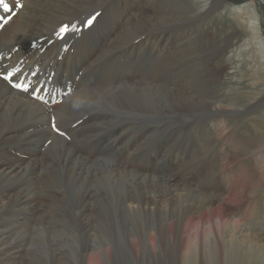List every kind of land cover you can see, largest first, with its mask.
Here are the masks:
<instances>
[{"label":"rangeland","instance_id":"rangeland-1","mask_svg":"<svg viewBox=\"0 0 264 264\" xmlns=\"http://www.w3.org/2000/svg\"><path fill=\"white\" fill-rule=\"evenodd\" d=\"M71 1L72 2L69 3H76L71 7L72 10L69 8L68 10L62 11L60 14H48V8L47 11L44 9L42 0L36 1L37 7L35 6L36 9L34 15L42 17H38V26H33L32 28L33 30H36L35 36L41 34L35 37L37 49L41 52H51L49 54L59 55L64 59L63 61L67 66L69 65V59L72 52H74L78 46L80 47L84 43H88L89 46L98 50L96 51L97 54L95 53L94 56V58H97H95L96 61L94 62L96 68L93 67L92 73L90 71H84L83 73L82 71L79 72L77 76L73 72L63 73L60 70L54 71V67L49 66L50 62L48 59L43 60L42 58L37 60L34 68V81L37 84L38 98L40 99L48 96L50 99L48 106H50L51 109L45 114L41 105H36L37 107L34 106L36 110L32 112L34 114L32 115L31 113L28 116H25V118L20 116L18 118V121L20 120V122L16 127L19 125V127H21L20 129L30 127L32 120L44 121L50 126V128L46 124L45 126L52 130V132L51 130L49 132L63 140L66 146L73 150L74 153L76 152L75 154L83 160H86V163L93 164L97 168L99 164H105L109 169H114H111L113 171L112 173L115 171L133 172L142 176L146 174L148 175V172L157 169V172L150 173V177L163 180L166 176H173L176 182L175 185H186L188 190H190L189 194L191 196H207L211 205L220 209L223 217H227L230 220L239 219L238 221L243 225H247L246 227H248V230H251L257 235V244L254 242H248L247 240L248 243H242L240 247H237L240 244L236 243L228 245L226 248L227 251L225 249L224 258L229 259L230 264H264V60H261V56H259L257 51L255 52L257 49L255 42H257L258 39L261 43L260 47L264 50V0H228L229 2H226L221 8L209 12H202L203 15L200 16L201 18L191 17L192 19L186 21L179 20L181 19V16L185 15V13L186 15H194V13H196L195 10L201 6H203L202 11H205L214 0H169L170 2L168 0ZM94 6L98 8L95 9ZM108 7L112 10V13H116L112 15V13L109 12ZM181 7L183 8L181 9ZM171 8L173 10H171ZM243 8H245L250 14L247 16L244 15V13L241 12ZM132 10L137 13H132ZM252 10L255 11L254 15L253 12H251ZM89 11L92 13H89ZM79 12L81 13L80 15L78 14ZM238 12H241L242 16L247 19V21L254 19L253 16L257 19V29L252 33L255 35V41H252L250 37L252 31L242 24L243 20L241 18H237ZM117 13H120L121 16L116 15ZM144 13L145 15H143ZM167 14L173 16L174 20L170 21V23L164 22L166 19L165 17L168 16ZM45 15L57 18L53 22H44ZM109 15H111L112 18ZM137 15H139V17ZM148 15L160 16V19L156 20L158 24L152 23L148 25L150 27L146 29V32H140L136 37L133 36L127 39L126 35H123L127 26L130 25L129 28H131L133 25L137 24L134 23L138 20L137 18H147ZM116 16L119 17L117 18ZM102 17H104V20ZM91 20L92 22L89 24L88 22ZM124 20L126 26L124 25ZM73 21H75L76 24ZM112 21H114V23ZM67 22L68 25H70L69 28ZM117 22L124 26H119ZM100 23L104 25H100ZM95 24H97V29H95ZM83 25H85L84 28ZM62 26L64 27L62 28ZM120 27L122 29H120ZM190 27L194 28L192 29ZM77 28L81 30H78ZM53 29L54 31H52ZM62 29L65 33H63V35L61 34L63 32ZM49 30L51 32H49ZM55 31L58 34H56ZM75 31L77 32V35H75ZM48 32L50 33L49 35ZM207 33L208 36H206ZM176 34L177 36H175ZM78 35L84 37V39L82 37L84 42L82 41L81 36L79 37ZM70 36H72V38H70ZM38 37L39 41L37 39ZM65 37L69 38L66 39ZM77 37H79V39ZM61 38H63V40ZM7 39L5 40L6 43L5 41L3 43V48L5 50L7 49L9 41L8 37ZM70 39L73 42H69ZM223 39L226 40L228 45L226 44V48H223L224 52L222 54H215V51L220 49L216 43L224 45ZM47 40L48 42H45ZM127 40L129 42H127ZM208 41L211 44L213 43V45L207 43ZM63 42L64 44H67V48ZM68 43L72 45L70 46ZM60 44L63 45L61 46L62 48L60 47ZM128 46H131V49ZM52 50L54 52H52ZM141 50H143V55L140 54ZM100 57L101 59H99ZM115 57L117 58V62H114ZM122 58L124 59L122 60ZM145 59L148 62L146 65L144 64L147 63ZM149 59L152 60V62L156 60L157 63L156 61L155 63L153 62V65ZM108 61L110 63H108ZM129 61H131V63ZM155 65L156 67H154ZM206 65L208 67L205 68ZM114 66L120 71L118 70V72H115L114 74L107 72L105 74L106 77L104 74H100V72L108 70ZM99 68H102V70ZM103 68L105 70H103ZM41 69L42 71H40ZM44 69L47 71L45 72ZM52 70L54 73L56 72V75L52 73ZM121 70L122 73L120 74ZM89 72L90 76H88ZM126 75H129L127 76L128 78H126ZM4 76L5 73L0 72V79L3 81H5ZM77 78L79 79L77 80ZM123 79L125 80L123 81ZM54 81L57 84H55ZM201 83L202 85H200ZM53 85L54 87H52ZM85 85L88 86L86 87ZM111 86L114 87L112 88ZM116 89H122V91L129 89H141L146 92L151 91L153 93V100H150L149 105L146 106L132 105L124 100L117 105L108 103V111H98L97 109H94V111L92 110L96 100H98V96L104 93H110L113 90L116 91ZM168 92L170 94L174 93V95H178V97H171L170 101L168 100L167 102H164L166 101L164 100V96ZM33 98L34 93L33 97L31 96V99ZM203 101H205V103ZM154 102H156V104L151 105V103ZM176 105L178 106L176 107ZM215 108L219 109V111L215 112ZM97 113L100 114L99 117H97ZM91 114L97 118H91ZM5 119L10 122L8 126L17 123V120L14 117L5 116ZM4 126V123H0V131L4 129L2 128ZM72 126H75L76 128ZM5 132L6 131H3V133ZM47 134L48 133H44L42 135L45 136ZM214 136L217 137L215 141L212 140V137ZM40 138H42V136H38L37 139L42 143V150L44 149L43 153H41L42 155L40 154L41 164L44 162V166L49 167L50 175L46 178V172L41 169L37 172L39 177L43 175L44 178L42 181L37 182V190L33 189L34 192L36 191L37 203H42L43 201L46 202L48 200L46 196L51 193L52 189L50 188L54 183V175L56 177L55 180L62 183H64L66 176L57 174L59 171L64 174L66 168L58 165L55 159L58 158L57 155L59 154V150L60 148L63 149V147H60L57 143H53L49 146L51 140L48 135L46 136V139L43 138V140H41ZM207 139L208 142L206 141ZM136 142L138 143V146ZM81 144L82 147L80 146ZM103 146H106V149H104ZM100 149H102V153H100ZM9 151L10 149L5 150L4 153L8 156H12L14 159L15 156L19 155L18 152ZM93 151L96 154L92 153ZM14 159L12 160H17ZM72 165H74V162ZM66 166H70V164H67ZM141 166L145 167V173L143 174L138 172L139 167ZM146 170L148 171L146 172ZM159 172H162L163 174L161 175ZM178 179L179 181L177 182ZM224 187L225 193L223 196L227 198V203L219 206L217 195ZM55 196L58 195L56 194ZM36 209L38 212L43 211L42 207H37ZM79 220L81 224L86 222L85 217H81ZM142 221H146L149 224L145 218L137 214L131 215L122 220L119 218L114 221H103V224L106 225L107 233L114 235V246L121 254L120 259H125L122 264H138V262H140L139 264H144V257L147 258V264H190V262L187 261L190 259L189 253L181 256L180 261L178 262V257L176 255L167 254L165 250L160 249L165 248L176 252L177 247L175 244L168 242L165 238L156 240L157 255L151 254V252H147L148 254L146 253L145 255L141 253L139 255L140 258H136L134 261L131 251L132 245L130 242V236L144 235L145 229L153 227H150V224L149 226H144ZM242 233H249V231L246 232V230H243ZM104 239L108 240V237H105ZM249 245H252L253 250L249 248ZM29 247H31L30 250L34 248L31 245ZM74 248H77V244L74 245ZM204 249V254L201 251L200 255H204L207 258V264H214L218 255L217 247L214 244L206 243ZM182 251L186 252L185 248L182 249ZM55 255H58V251L55 252ZM160 255H165V257H161ZM45 256L46 254L41 256L36 252L35 254L30 253L26 256L27 258L25 257V263L38 264ZM31 257L36 260H32ZM19 261L20 259L16 253V259H14V262L19 264Z\"/></svg>","mask_w":264,"mask_h":264},{"label":"bare ground","instance_id":"bare-ground-1","mask_svg":"<svg viewBox=\"0 0 264 264\" xmlns=\"http://www.w3.org/2000/svg\"><path fill=\"white\" fill-rule=\"evenodd\" d=\"M36 1H38V0H5V3L8 4V8L10 9V11H8V12L4 11L3 7L1 8V6H0V72L5 73V76H4L5 81L0 79V123H4V125H5L4 127H2L4 129L0 131L1 132L0 133V264H18L16 262H14V259H16V253L18 255V258L20 259L19 264H27V263H25L26 258H27L26 256L30 253L35 254V252L38 255L40 254L41 256L46 254L44 259L43 260L41 259L39 261L41 264H122L125 259H120L121 254L114 246V235L107 233L106 225L103 224V221H105V220L106 221H114V220H117L119 218H120V220H122V219H125L126 217H129V216L134 215V214L142 216L143 218H145L149 222L150 227L153 226L150 229H145L144 235L141 234V235H137V236L136 235L130 236V242L132 245L131 251H132L134 261L136 260V258L137 259L140 258L139 255L141 253L143 255H145L147 252H151V254L157 255L156 254L157 253L156 240L161 239V238H165L168 242L174 243L175 246L177 247V249H176V252L165 249V248H160V249L165 250L167 254L176 255L178 257V259H177L178 262L180 261L181 256L187 255V253H189L190 259L187 261L190 262V264H207V258L204 255L203 256L200 255L201 251L204 254V251H205L204 247H205L206 243L207 244H209V243L214 244L217 247L218 255L214 261V264H223V263L230 264V260L224 258L225 249L228 247V245L236 243V244H240L237 246V247H240L242 243H248V242L256 243V242H258V239L256 238L257 235L254 232H252L251 230H248L247 229L248 227H246L247 225L246 226L243 225L240 221H238L239 219L238 220H230L227 217H223L221 212H220V209L212 206L210 203V200L207 196H201V197L191 196L189 194L190 190H188V187L186 185H184V186L175 185L176 182H175V178L173 176H166L163 180H159V179H156L154 177H150V173L157 172L156 171L157 169L152 170L151 172H148L149 173L148 175L146 174V175H142V176L137 175L136 173H133V172L115 171L114 173H112L113 172L112 170H114V169H112V168L109 169V167L105 164H99V166L97 168L93 164L86 163L85 162L86 160H83L81 157H79L78 155L75 154L76 152L74 153L73 150L69 149L63 140H61L60 138L51 134L49 132L51 129H48L45 126L46 122H44V121L32 120V124L30 127L22 128V129H20L21 128V127H19L20 125L18 127H16V125L20 122V120L18 121V118L20 116L22 118H25V116H28L29 114H31L35 110L34 106L41 105L44 109L45 114L48 113L51 109V107L48 106V104L50 102V99L48 96L42 97L40 99L38 98V93H37V88H36L37 84L34 81V77H35L34 76V68H35V64H36L37 60H40L42 58H43V60L48 59L50 62L49 66L54 67V71L60 70L63 73L73 72L78 76V73L82 72V71H83V73H84V71H90L91 73L93 72L92 69H93V67H95L94 62L96 61L95 60L96 57L94 58V56H95L96 51H98L96 48L89 46L88 43H84L80 47L78 45H76V46H78V48L76 47L77 49L76 50L74 49L75 51L72 52V54L70 55V59H69L70 62H69V65H67V66L65 65V62L63 61L64 59H62L59 55L49 54L51 52L46 53V52L39 51L37 49L36 42H35V37L38 34L35 36L36 30L32 29L33 26L34 27L38 26L39 15H34L35 9H36L35 8ZM42 2L44 4V9H46V11L48 8V14H60L62 11L68 10L69 8L73 7L76 4V3H69V2H72L71 0H42ZM102 2H104V1H102ZM105 2H107V1H105ZM165 2H167V1H165ZM226 2H229V1L228 0H214L213 3H211L210 6L205 9V11H202L203 6H201L200 8H197L195 10L196 13H194V15H186V13L184 12L185 15L181 16V19L179 21H186L188 19H192L191 17L201 18L200 16L203 15L202 12H206V11L209 12L212 10H217L218 8H221L222 6H224V4ZM80 5H81V3H80ZM108 5H110V4H108ZM170 5H172V4H170ZM82 6H85V5H82ZM96 8H98V7H95V9ZM159 8H160V6H159ZM182 8L183 7H181V9ZM71 10H72V8H71ZM82 10H84V9H82ZM171 10H173V9L171 8ZM37 11H39V10H37ZM77 11H79V10H77ZM138 11H140V10H138ZM179 11H180V9H179ZM80 12L78 13L79 15L81 14ZM109 12L112 13V10L110 8H109ZM109 12H107V13H109ZM133 12L134 11L132 10V13ZM241 12L244 13V15H246V16L248 14H250L245 8H243L241 10ZM241 12L237 13V18L238 19L241 18L243 20V23L241 21L240 22L242 24H244L245 26H247L252 31L250 37H251L252 41H255V35L252 33L254 30L257 29V27H256V24H257L256 20L257 19L255 18V16H253L254 19L248 20L249 21L248 22L247 19H245L242 16ZM251 12H253V15H254L255 11L252 10ZM89 13H92V12L89 11ZM114 13H116V12H114ZM114 13H112V15H114ZM134 13H137V12H134ZM140 13H138V14L141 15ZM38 14H39V12H38ZM105 14H106V11H105ZM116 15H120V13L119 14L117 13ZM139 15H137V16L139 17ZM143 15H145V13ZM146 15H147V13H146ZM109 16H111V15H109ZM100 17H101V15H100ZM39 18H42V17H39ZM56 18L57 17H54V16H46L44 19V22H53L56 20ZM102 18L104 20V17H102ZM111 18H112V16H111ZM135 18H137V17H135ZM165 18L166 19L164 22H166V23H170V21L174 20L173 16H169V15ZM176 18H178V17H176ZM107 19H109V18H107ZM137 19L138 20H136L134 22V23H137L136 25H133L131 28H129L130 27V25H129L124 30L123 35H126L127 39H129L133 36L136 37V35L139 34L140 32L145 33L146 29L148 27H150L148 25H150L152 23L156 24L157 23L156 20L160 19V16L157 17V16H149L148 15L147 18L146 17L145 18L140 17V19L139 18H137ZM46 20H49V21H46ZM96 20H97V18H96ZM125 20H124V25H125ZM149 20H151V21H149ZM5 21H7V22H5ZM58 21H57V23H58ZM79 21H80V18H79ZM101 21H102V19H101ZM116 21H117V19H116ZM121 21H123V20H121ZM73 22L75 23V21H73ZM112 22L114 23V21H112ZM106 23H109V22H106ZM117 23L119 24V22H117ZM84 24H86V23H84ZM198 24H200V23H198ZM67 25H68V22H67ZM78 25H79V23H78ZM86 25H88V24H86ZM95 25H96L95 29H97L96 28L97 24H95ZM100 25H104V24L100 23ZM120 25L121 24H119V26ZM53 26H55V25H53ZM69 26L70 25H68V28H69ZM84 26L85 25H83V28H84ZM63 27L64 26H62V28ZM190 28H192V27H190ZM81 29H82V27H81ZM81 29H78V30H81ZM120 29H122V28L120 27ZM86 30H88V29H86ZM93 30H94V28H93ZM52 31H54V29ZM113 31H115V30H113ZM49 32H51V31L49 30ZM49 32H48V35L50 34ZM90 32H91V30H90ZM55 33H56V31H55ZM63 33H64V31L61 34L63 35ZM45 34H46V31H45ZM56 34H58V33H56ZM69 34H70V32H69ZM85 34H86V32H85ZM209 34H210V32H209ZM39 35H41V34H39ZM72 35H74V34H72ZM75 35H77V32L75 33ZM82 35H84V34H82ZM82 35H80L81 39L83 37ZM89 35H90V33H89ZM187 35H188V33H187ZM175 36H177V34ZM206 36H208V33ZM7 37L9 38L8 45H7L8 50L7 49L5 50L3 48V43L7 39ZM79 37H77V38L79 39ZM63 38H61V39L63 40ZM68 38L69 37H67L66 39H68ZM70 38H72V36H70ZM123 38H125V37H123ZM196 38H197V36H196ZM202 38H203V36H202ZM37 39L39 41V37ZM49 39H50V36H49ZM83 39H84V37H83ZM83 39H82V41L84 42ZM85 39H86V37H85ZM139 39H140V37H139ZM75 40H77V39H75ZM93 40H95V39H93ZM64 41H65V39H64ZM71 41L72 40L70 39L69 42H71ZM78 41H80V40H78ZM148 41H149V39H148ZM223 41H224V45H221L220 43H216L217 46L220 47V49H217L215 51V54L216 53L222 54L224 52L223 48L226 46L227 42L225 39H223ZM45 42H48V40ZM107 42H109V41H107ZM127 42H129V41L127 40ZM5 43H6V41H5ZM41 43H42V41H41ZM65 43H66V41H65ZM140 43H141V41H140ZM193 43H194V40H193ZM202 43H203V41H202ZM207 43H210V42L208 41ZM61 44H60V47L63 46ZM63 44H64V42H63ZM68 44H70V43H68ZM153 44H155V43H153ZM216 44H215V46H216ZM255 44L257 46V49L255 50V52L257 51L259 56H261V60H264V50L260 47L261 43H260L259 39L257 42H255ZM64 45H66L65 47L67 48V44H64ZM71 45L72 44H70V46ZM136 45H137V43H136ZM211 45H213V43ZM112 46H113V44H112ZM140 46H142V45H140ZM217 46H216V48H217ZM117 47L119 48L118 45H117ZM53 50H52V52L55 51V50L54 51ZM127 50L130 51L129 49H127ZM47 51H48V49H47ZM69 51H68V53H69ZM131 51L134 52L133 50H131ZM142 52H143V50H141L140 54H142ZM149 52H151V51H149ZM63 54H65V53H63ZM105 54H106V52H105ZM157 54H159V53H157ZM109 55H111V54H109ZM109 55H107V56H109ZM114 55H115V53H114ZM159 55H161V54H159ZM188 56H190V55H188ZM101 57L99 59H101ZM141 57H143V56H141ZM111 58H112V56H111ZM116 59L117 58L115 57L114 62L116 61ZM123 59L124 58H122V60ZM110 60L113 61L112 59H110ZM145 61H146V59H145ZM150 61L152 62V60H150ZM155 61L156 60H154L153 62L155 63ZM114 62H113V65H114ZM121 62H123V61H121ZM129 62L131 63V61H129ZM153 62H152V64L154 65ZM102 63H103V61H102ZM108 63H110V62L108 61ZM156 63H157V61H156ZM144 64L146 65V64H148V62L144 63ZM40 67H41V65H40ZM122 67H123V65H122ZM154 67H156V65ZM206 67H208V66L206 65L205 68ZM42 68H44V67H42ZM104 68H105V66H104ZM104 68H103V70H105ZM150 68H151V66H150ZM99 69L102 70V68H99ZM123 69H125V68H123ZM38 70H37V72H38ZM118 70L119 69H117L114 66L108 70L100 72V74L105 75L107 72L114 74L115 72H118ZM40 71H42V69ZM44 71H45V69H44ZM54 71L52 70L53 74L56 73V72L54 73ZM90 72H89L88 76H90ZM96 72H97V70H96ZM41 73H43V72H41ZM121 73H122V70H121L120 74ZM47 74H48V72H47ZM97 74H98V72H97ZM117 74H119V73H117ZM55 75H54V77H55ZM63 75H65V74H63ZM79 76H81V75H79ZM88 76H87V78H88ZM127 76H129V75H126V78H128ZM192 76H193V73H192ZM105 77H106V75H105ZM132 77H133V75H132ZM210 77H213V76H210ZM256 77H258V76H256ZM38 78H40V77H38ZM110 78H111V75H110ZM117 78L120 79L119 77H117ZM78 79L79 78H77V80ZM82 80H83V78H82ZM124 80L125 79H123V81ZM198 81H200V80H198ZM46 82H47V80H46ZM54 83H55V81H54ZM202 83L200 85H202ZM49 84H50V81H49ZM55 84H57V83H55ZM90 84H92V83H90ZM45 85H42V86H45ZM54 85L52 87H54ZM138 85H140V84H138ZM75 86H78V85H75ZM61 88H62V86H61ZM96 88H99V87H96ZM104 88H106V87H104ZM39 89H41V88H39ZM43 89H44V87H43ZM50 89H52V88H50ZM123 89H125V88H123ZM206 90H204V91H206ZM204 91H203V93H204ZM51 92H53V91H51ZM33 93H34V98L31 99V96L33 97ZM83 93H84V91H83ZM152 94L153 93L151 91L146 92L145 90H141V89L140 90L139 89H129V90H123V91H122V89L121 90L116 89V91L113 90L110 93H104V94H101L100 96H98L97 97L98 100H96V103H95L94 107L92 108V110L94 111V109L95 110L97 109L98 111H108V107H109L107 105L108 103L117 105L118 103H120L124 100L131 103L132 105H140V106L145 105L146 106V105H149L150 100H153ZM49 96H51V95H49ZM164 97H165L164 100H166L164 102H167L168 100L170 101L171 97H178V95H174V93L170 94L168 92ZM201 98H202V96H201ZM203 102L205 103V101H203ZM155 104H156V102L151 103V105H155ZM177 106L178 105H176V107ZM62 107H63V105H62ZM83 108H84V106H83ZM214 111L218 112L219 109L215 108ZM33 114L34 113H32V115ZM91 115H92L91 118H97L100 116L99 113L96 114L97 117L94 116L93 114H91ZM104 115H105V113H104ZM5 116L14 117L17 120V123L12 124L11 126H8L10 124V122L5 119ZM46 125H48V124H46ZM70 125H71V123H70ZM72 125H75V124H72ZM6 126H8V127H6ZM72 127H75V126H72ZM76 127H77V124H76ZM49 128H50V126H49ZM3 131H6V132L3 133ZM51 132H52V130H51ZM44 133H48L47 135H48L49 139L51 140L49 146L53 143H57L60 147H63V149L60 148L59 154L57 153L58 158H55V159H56L58 165H60L63 168H66L64 170V174L61 171H59L57 174H62V175H66V176H65L64 183H62L60 181H56L55 180L56 177L54 175V177H53L54 183L52 184V186L50 188V189H52L51 193L48 192L50 194H47V196H46L48 198V200L46 202L43 201L42 203H37L36 202V193H35L36 191L34 192L33 189L37 190V186H36L37 182L42 181V179H44L43 175L41 177H39L37 175V172L39 171V169H41L42 171L46 172V178H48V176L50 175L49 167L44 166L45 165L44 162L41 164V160H40V154L43 153L44 149L42 150V147H41L42 143L40 141H38L37 138H38V136H42V138H40L41 140H43V138L46 139L47 135H45V136L42 135ZM216 139H217V137H215V136L212 137L213 141H215ZM114 141H116V140H114ZM206 141L208 142V139ZM108 143H110V142H108ZM206 144H208V143H206ZM80 146L82 147V144ZM137 146H138V143H137ZM207 146H209V145H207ZM52 147H54V146H52ZM107 148H110V147H107ZM8 149H10L11 152H18L19 153V155H20V156L18 155L19 157L15 156V159H17V157H18L17 160H15L12 156H8L7 154L4 153V151L8 150ZM104 149H106V146L104 147ZM100 150H101L100 153H102V149H100ZM133 152H132V154H133ZM92 153H94V151ZM94 154H96V153H94ZM38 158H39V160H38ZM12 159H14L15 161H13ZM45 161H47V160H45ZM73 162H74V165H72ZM67 164H70V166H66ZM154 165H155V163H154ZM137 171H138V169H137ZM147 171L148 170H146V172ZM138 172H140L142 174L145 173V167H143V166L139 167ZM159 173L161 175L163 174L162 172H159ZM178 181H179V179L177 180V182ZM27 186H30V187H27ZM229 190H231V189H229ZM224 193H225V187L223 188L222 191H219V194L217 195V199L219 201V206L227 203V198H225L223 196ZM56 194L58 196H55ZM37 207H42L43 211L38 212L36 209ZM81 217H85V219H86V222L84 224L80 223L79 219ZM142 223L144 226H149V224L146 221H142ZM243 230H246V232L249 231V233H242ZM105 237H108V240H105L104 239ZM233 239H236V240H233ZM247 240H248V242H247ZM75 244H77V248H74ZM30 245L34 247L32 250H30V248H31V247H29ZM184 248H185L186 252L182 251V249H184ZM249 248H251L253 250L252 245H249ZM56 251H58L57 256L55 255ZM226 251H227V249H226ZM160 256L165 257V255H160ZM31 259L36 260L35 258H32V257H31ZM143 261H144V264H147L146 263L147 258L144 257ZM40 263H38V264H40ZM139 263L140 262H138V264ZM177 264H179V263H177Z\"/></svg>","mask_w":264,"mask_h":264},{"label":"snow or ice","instance_id":"snow-or-ice-1","mask_svg":"<svg viewBox=\"0 0 264 264\" xmlns=\"http://www.w3.org/2000/svg\"><path fill=\"white\" fill-rule=\"evenodd\" d=\"M0 6L3 7L4 11H6V12L10 11V9L8 8V4L5 3V0H0ZM5 22H7V21H5ZM89 23H91V21H89ZM62 31H63V29H62Z\"/></svg>","mask_w":264,"mask_h":264}]
</instances>
